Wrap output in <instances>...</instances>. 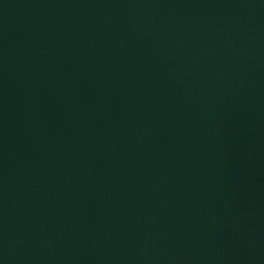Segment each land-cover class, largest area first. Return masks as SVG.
Returning a JSON list of instances; mask_svg holds the SVG:
<instances>
[{"label":"water","instance_id":"water-1","mask_svg":"<svg viewBox=\"0 0 264 264\" xmlns=\"http://www.w3.org/2000/svg\"><path fill=\"white\" fill-rule=\"evenodd\" d=\"M0 264H264V0H0Z\"/></svg>","mask_w":264,"mask_h":264}]
</instances>
